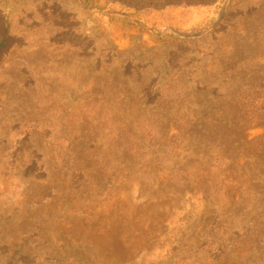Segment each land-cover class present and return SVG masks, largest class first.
Masks as SVG:
<instances>
[{"label":"rangeland","instance_id":"rangeland-1","mask_svg":"<svg viewBox=\"0 0 264 264\" xmlns=\"http://www.w3.org/2000/svg\"><path fill=\"white\" fill-rule=\"evenodd\" d=\"M0 264H264V0H0Z\"/></svg>","mask_w":264,"mask_h":264}]
</instances>
